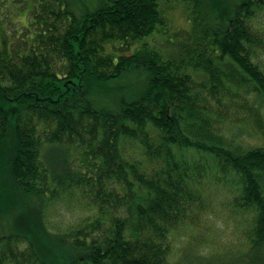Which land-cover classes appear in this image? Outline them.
Returning <instances> with one entry per match:
<instances>
[{
  "label": "trees",
  "instance_id": "16d2710c",
  "mask_svg": "<svg viewBox=\"0 0 264 264\" xmlns=\"http://www.w3.org/2000/svg\"><path fill=\"white\" fill-rule=\"evenodd\" d=\"M40 1L20 42L0 46V211L19 230L0 236V264H205L210 179L248 224L229 261L264 264V0L218 11L203 0H97L82 15L68 0ZM180 3L192 30L171 50L152 44ZM138 68L149 74L140 96L99 101ZM223 122L252 125L260 145L231 141ZM76 192L96 212L51 232L46 208ZM20 198L45 205L16 215Z\"/></svg>",
  "mask_w": 264,
  "mask_h": 264
},
{
  "label": "rangeland",
  "instance_id": "374dc122",
  "mask_svg": "<svg viewBox=\"0 0 264 264\" xmlns=\"http://www.w3.org/2000/svg\"><path fill=\"white\" fill-rule=\"evenodd\" d=\"M0 0V8L1 2ZM71 4V8L76 15H82L87 10H91L95 7L97 0H68ZM206 7L210 6L213 11H218L222 2L231 3L239 2V0H203ZM43 1L42 3H44ZM41 3L40 0H8L9 8L5 12H0V46L4 44V41L9 44L12 43L14 38L21 36V28L27 26L29 22H32L31 10L35 9ZM190 15V16H189ZM170 23L168 27H163V33L156 34L153 39L150 40L152 44H165V49H172L175 45L170 46L167 42H175L176 34L185 35L186 31L192 30L191 12L188 13L185 4H176L173 9L166 14ZM197 17V22L203 25L207 24L204 20V8L198 9L194 14ZM260 24L264 26V16L260 21ZM26 30H23L25 36ZM162 35V36H161ZM20 42V39L15 40L12 44L15 45ZM159 43V44H158ZM138 46V44H137ZM135 46V47H137ZM176 48V47H175ZM149 74L143 68L135 69L125 76L114 81L111 85L112 89L98 97L99 101L104 104H110L116 96H130L134 99L140 96L144 87L148 82ZM219 128L222 133L231 141L242 144L244 146L260 145V141L255 135V130L250 124L241 126L232 125L228 122L220 123ZM255 136H250V135ZM56 149L57 147H53ZM51 149V148H50ZM55 151V150H54ZM78 156H72L73 167L81 164L80 157L83 153V148H77ZM207 195H210L211 199L206 197V202H209L207 206V216L210 217L205 223L209 224L212 228L207 237V242H204V247L200 249V254H210V256L204 257L205 264H238L236 262H230L229 258H234L239 255L240 250L244 249L243 227H247L243 222L244 218L235 219L231 217L230 210L227 203L230 201V188H225L221 181L214 179L207 180L206 183ZM76 188V186H75ZM78 192L71 196H62L59 200L51 202L46 208L45 223L49 225L51 232H64L70 226L82 222L88 217L94 215L96 210L88 207L86 201L80 199ZM45 205V202H43ZM43 203L34 198H20L18 200V206L16 209V215L27 208L39 209L43 206ZM7 216L5 210L0 211V236L9 235L12 233H19L17 225H13L12 217ZM206 219V218H205ZM204 219V221H205ZM182 237H180L181 239ZM179 240V239H178ZM179 242V241H178ZM183 248L186 247L188 242L184 237L182 242ZM182 250V249H180ZM215 253V254H214ZM220 254V255H218ZM174 260H180L182 257L181 251L175 253ZM218 255L216 258L214 256Z\"/></svg>",
  "mask_w": 264,
  "mask_h": 264
}]
</instances>
